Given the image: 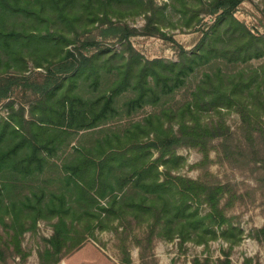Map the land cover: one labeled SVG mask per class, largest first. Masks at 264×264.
Returning <instances> with one entry per match:
<instances>
[{
	"label": "trees",
	"instance_id": "16d2710c",
	"mask_svg": "<svg viewBox=\"0 0 264 264\" xmlns=\"http://www.w3.org/2000/svg\"><path fill=\"white\" fill-rule=\"evenodd\" d=\"M242 1L0 0V72L13 65L24 70L31 58L37 66L55 63V70L64 73L63 79L55 81V71H50L44 83L33 84L43 96L30 110L34 119L29 122V135L22 131L24 114L15 118V125L4 120L0 172L8 173V178L25 180L42 173L71 130H95L117 118L132 117L146 105L166 104L191 78L201 75L177 108L164 105L160 112L148 113L122 129H106L90 144L74 147L63 171L75 195L71 200L81 204L79 215L71 210L65 192L52 191L48 196L46 189L26 193L18 200L19 208L13 200L12 212L10 206L0 209V221L12 228L5 242L0 232V261L6 260L11 246L26 259L24 232L35 228L39 218L57 215L55 232L41 251L40 262L59 264L84 239L69 232L65 217L71 212L96 219L101 226L116 220L121 226L133 220L146 225L143 233L134 234L138 244L145 240L151 245L157 235L198 243L219 235L232 243L242 239L243 228L226 212L237 196L229 183L173 172L184 164L180 146L198 147L205 162L214 148L212 141L218 138L227 154L245 160L264 148V61L253 62L264 58V32L252 31L235 16ZM203 13L214 15L215 20L194 50L181 48L178 60L146 58L130 41L139 32L175 41L165 28L201 26ZM138 14H145L142 31L120 22ZM95 24L101 26V36H118L119 51L98 47L89 55L77 48L76 54L68 47L77 42L79 29L84 32ZM88 44L99 42H83ZM103 85L106 88L99 90ZM8 90L7 84L0 85V98ZM229 110L241 116L244 141L238 139L236 144L225 118ZM7 185L12 183L0 187V195ZM103 198H109L107 204H102ZM201 204L208 207L204 214ZM9 213L14 214L11 223L5 219ZM113 228L126 237L132 234L126 225L122 230ZM251 231L264 240V224ZM219 261L231 263L228 257ZM193 262L210 264L207 257H195Z\"/></svg>",
	"mask_w": 264,
	"mask_h": 264
},
{
	"label": "rangeland",
	"instance_id": "374dc122",
	"mask_svg": "<svg viewBox=\"0 0 264 264\" xmlns=\"http://www.w3.org/2000/svg\"><path fill=\"white\" fill-rule=\"evenodd\" d=\"M163 3L166 0H157ZM204 19L201 26L195 27L179 26L177 28L167 27L165 31L174 37L175 41L165 39L159 35L143 34L139 32L131 35L130 41L133 46L140 51L144 57L153 59L158 57L178 60L181 48L189 51L194 50L201 41L204 32L215 20L212 14H202ZM235 16L244 21L254 32H264V0H243L235 11ZM113 20H116L114 18ZM120 22L129 23L131 26L142 31L146 23L145 14H138L135 17H127ZM101 26L98 24L91 25L86 31L79 29L77 42L70 44L73 52L78 53V49L86 54H92L97 51L98 47H108L119 51L122 47L118 36L103 37L100 35ZM99 42V45H83L84 41ZM27 68L20 70L17 65H13L8 71L5 69L0 72V85L9 87L7 96L0 98V129L4 125V120H9L15 125L16 117H25V127L23 132L29 135V122L34 117L30 110L32 106L43 96L42 91L35 89L33 84H42L51 77L50 71H55L52 79L58 81L63 79L64 73L55 70V63L47 61L42 66H37L31 58L27 59ZM264 61V58L255 60L258 63ZM54 73V72H53ZM201 77L200 73L190 79L188 84L180 89L174 95L168 98L166 104L146 105L137 111L132 117H122L103 124L95 130L76 131L64 135L62 144L54 156L48 158L49 162L45 170L33 177L25 180L8 178V173L0 172V187L8 182L1 192L0 198L4 203L0 204L2 211L7 206L11 208L14 200L18 208L22 206V199L27 193L33 190L46 189L48 196L50 192H65L70 199L68 204L71 210H77L79 215L81 204L73 201L75 195L66 184L65 172L63 166L66 162L72 160L74 147L90 144L96 137L104 135L106 129H122L131 121L140 120L151 112H160L164 105L173 106L180 104L181 101L189 97L192 88L197 80ZM105 85L99 90L105 89ZM97 93V91H95ZM87 94L90 95L87 91ZM122 101V100H121ZM24 107L25 111H23ZM225 118L235 134V144L238 139L244 141L240 133L241 116L235 110L225 111ZM17 124V123H16ZM11 130V128L9 127ZM12 133H9L11 137ZM221 138L212 141L214 148L209 151V160H204V153L194 146L184 145L178 148V154L182 155L185 160L184 164L173 172L192 178H203L215 182L229 183L236 193L234 205L227 208L228 216L232 217L233 223L241 226L244 230L243 237L238 243H232L220 236L209 240L207 243H198L193 240H182L180 236L167 238L166 236H156L153 244L149 245L145 240L138 244L134 234L144 232L146 225L139 226L133 220L131 223L123 221V226L117 225L118 221H111L103 226L99 225L96 219L92 220L89 216L83 214L77 217L72 212L65 217L70 233L84 235L80 246L67 253L59 264H194L195 257L209 259L210 264H220L219 259L228 257L230 264H264V240L259 241L251 235L254 227L264 224V148L258 149L257 155H251L248 160L227 154L220 144ZM157 155V152L155 153ZM237 157V158H236ZM242 158V160H241ZM164 166L161 165L160 169ZM109 198H103L102 204H107ZM18 200H20L18 202ZM96 210V208L93 207ZM202 214L206 213L208 207L206 204L199 205ZM80 210V211H79ZM14 214L9 213L5 219L11 223ZM57 215L43 216L37 221V226L33 229H27L23 234L22 244L28 253L26 259L13 250V247L7 249L6 260L0 261V264H41L40 253L48 244V239L55 232V223L58 220ZM92 224L88 228V224ZM66 225L64 227H66ZM114 225L121 230L126 225L132 234L128 237L123 233L117 234ZM93 227V228H92ZM9 231L12 228L6 227L0 221V232L3 235L4 242L9 239ZM124 237V238H123ZM71 243L72 241L69 240Z\"/></svg>",
	"mask_w": 264,
	"mask_h": 264
}]
</instances>
